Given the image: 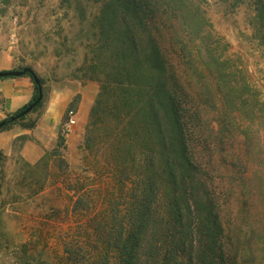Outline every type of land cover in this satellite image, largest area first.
Listing matches in <instances>:
<instances>
[{
	"label": "trees",
	"instance_id": "obj_1",
	"mask_svg": "<svg viewBox=\"0 0 264 264\" xmlns=\"http://www.w3.org/2000/svg\"><path fill=\"white\" fill-rule=\"evenodd\" d=\"M251 1L264 51V0ZM61 3L87 26L75 78L97 82L99 92L80 145L86 167L73 187L71 212L80 221L61 231L55 264H248V249L241 256L228 247L211 168L193 151L206 115L234 142V128H250L261 103L216 32L209 1ZM25 75L33 97L2 120L0 132L36 126L28 114L12 118L38 97L39 84ZM37 246H20L21 264L48 254Z\"/></svg>",
	"mask_w": 264,
	"mask_h": 264
},
{
	"label": "rangeland",
	"instance_id": "obj_2",
	"mask_svg": "<svg viewBox=\"0 0 264 264\" xmlns=\"http://www.w3.org/2000/svg\"><path fill=\"white\" fill-rule=\"evenodd\" d=\"M208 1L216 32L230 43L229 51L242 69L240 78L254 87L261 103L254 123L242 128L248 129L246 136L234 128V142L228 141L213 114L206 115L193 151L211 168L228 247L241 256L248 249V264H264V51L255 37L251 0ZM86 28L74 8L61 0H0V50L11 49L15 69L31 67L44 80L43 104L27 116L36 126L17 124L0 132V264H21L24 243L38 245V251L46 245L48 254L35 255L34 264H55V253L63 248L61 231L80 221L71 212L73 187L86 167L80 145L99 92L97 82L75 78L84 60ZM76 85L72 105L60 122L37 128L55 90L73 93ZM69 109L76 111L77 123L65 133ZM8 114L0 105V121ZM13 128L25 132L14 136L8 132Z\"/></svg>",
	"mask_w": 264,
	"mask_h": 264
},
{
	"label": "crops",
	"instance_id": "obj_3",
	"mask_svg": "<svg viewBox=\"0 0 264 264\" xmlns=\"http://www.w3.org/2000/svg\"><path fill=\"white\" fill-rule=\"evenodd\" d=\"M16 65L17 62L11 53V49L0 50V71L15 69V67H17ZM34 88V81L27 75L0 79V93L2 98L0 105L3 108V111L14 113L28 104L33 97ZM77 91V85L73 89V93L65 91L59 92L55 90V93H57L49 102L45 113L42 115V118L37 125V128H43L44 124H58L63 116L64 110L71 102L73 94ZM83 94L85 95L84 92ZM85 98H88V100L90 99L89 97ZM58 104L60 105V108L59 111L56 112ZM8 132H14V136H16L17 134H21L25 131L13 128ZM44 132V135L49 133L48 129H44Z\"/></svg>",
	"mask_w": 264,
	"mask_h": 264
},
{
	"label": "water",
	"instance_id": "obj_4",
	"mask_svg": "<svg viewBox=\"0 0 264 264\" xmlns=\"http://www.w3.org/2000/svg\"><path fill=\"white\" fill-rule=\"evenodd\" d=\"M26 73H29L33 76L34 80L39 84V90H38V97L33 101L26 109H24L19 115L12 118H19L25 114H28L32 111V109L43 99L44 93H43V86L40 83V79L36 72L31 67H24L21 69H9V70H1L0 71V77H20L25 75ZM5 121L0 122V127L4 125Z\"/></svg>",
	"mask_w": 264,
	"mask_h": 264
},
{
	"label": "built area",
	"instance_id": "obj_5",
	"mask_svg": "<svg viewBox=\"0 0 264 264\" xmlns=\"http://www.w3.org/2000/svg\"><path fill=\"white\" fill-rule=\"evenodd\" d=\"M77 123V114L76 111L73 109H69L68 117L66 122L64 123L63 131L65 133H70L73 131L74 125Z\"/></svg>",
	"mask_w": 264,
	"mask_h": 264
}]
</instances>
